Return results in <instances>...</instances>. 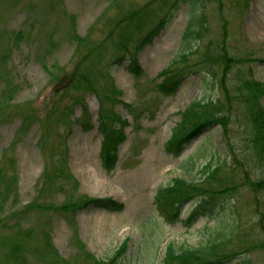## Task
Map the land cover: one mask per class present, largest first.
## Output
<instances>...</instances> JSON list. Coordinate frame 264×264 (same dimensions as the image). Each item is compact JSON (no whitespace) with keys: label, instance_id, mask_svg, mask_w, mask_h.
Returning <instances> with one entry per match:
<instances>
[{"label":"rangeland","instance_id":"rangeland-1","mask_svg":"<svg viewBox=\"0 0 264 264\" xmlns=\"http://www.w3.org/2000/svg\"><path fill=\"white\" fill-rule=\"evenodd\" d=\"M152 1L156 3V0H0V55L8 54L9 80L17 86L13 100L0 113V168L18 175L17 199L0 205V239L5 241L7 236L12 239L17 232L13 228L18 225L12 223L18 211L32 202L42 204L45 210L31 212L18 222L20 229L34 228L26 252L23 250L27 264H63V260L80 264L84 255L81 252L75 257L78 251L75 231L85 250L101 260L113 257L128 239L120 264H164L167 247L177 253L202 248L211 242L210 234L216 226L220 230L228 222L232 226L234 219L239 220L240 227L236 238L220 247L222 254L243 251L260 244L264 238L249 191L236 194L235 200L222 199L215 205L217 213L211 212L214 203L206 209V215L204 207L203 215L200 213L192 223L187 218L196 209L195 201L184 204L180 221L175 223L166 221L154 202L157 191L170 186L175 178L203 181L205 164L210 159L218 161L224 153L217 128L192 138L178 156L169 153L166 147L182 112L193 101L216 98L219 93L212 80L205 85L201 55L206 42L220 40L224 31L230 56L264 57V0H205L200 11L208 33L199 35L200 43L188 39L192 50L182 49L183 52L180 47L190 7L185 3L174 7L176 0H167L164 9L153 15L157 19L170 15L168 24L137 53L134 50L129 53L138 59L140 76L130 73L124 62L110 67V77L103 75L97 79V94L77 88L74 79L64 89L53 90L63 75L71 77L81 69L88 51L105 43L107 55L96 62V74H102L105 69L99 70L98 63L110 66L117 54L113 52L119 41L110 39L113 25L122 12L140 13ZM153 8L156 10L158 4ZM71 18L78 36L85 38L86 45L80 50L69 37ZM19 31H23L22 36L16 40L14 34ZM149 31L150 26H145L141 34L134 31L133 42L138 43ZM50 44L55 47L50 49ZM195 47L196 53L188 56L184 64H178L191 68L178 90L163 94L159 73L175 57L194 51ZM253 73L264 82L263 64L256 62ZM4 83H0V95L6 90ZM101 111L108 117L113 113L121 117L122 120L112 122V126L107 124L106 128H116L118 139L125 137L116 149L115 167L110 171L101 160L103 136L98 129ZM29 115H35L36 122L18 132L21 120ZM42 142H46L44 153L39 145ZM50 155L63 159L75 179L65 182L62 191L40 193L42 188L38 184ZM201 187L205 188V182ZM76 195L111 198L122 204L123 209H80L74 216L67 209L64 213L59 207L70 203ZM46 204H52L50 209ZM71 220H75V225ZM44 230L49 231L58 252L60 260L55 263L46 248ZM6 248L0 246V264H7L3 257ZM37 253L42 256L39 258ZM228 264H264V250L258 247L232 258Z\"/></svg>","mask_w":264,"mask_h":264},{"label":"trees","instance_id":"trees-1","mask_svg":"<svg viewBox=\"0 0 264 264\" xmlns=\"http://www.w3.org/2000/svg\"><path fill=\"white\" fill-rule=\"evenodd\" d=\"M166 1L156 0L158 4L156 10L153 8L156 3L154 4L152 1L144 5L139 10L140 13H136L133 10L122 12L117 22L113 25L110 35L111 40L115 41L116 39V41H119L115 45L113 55L115 52L117 54L112 58V63L110 66H107V64L101 66L98 63L99 70L105 69V71L99 76L96 74L97 60L100 61V57H106L108 51L105 43L98 44L94 51H88L81 62V69L71 74L76 87L85 92L97 94V79L103 75L107 78L110 77V67L120 66L124 62H128L127 69L133 75L136 77L140 76L142 69L138 59L129 55V53L131 50L137 53L144 45L149 44L168 24L170 15L158 19L154 18L153 15V13L161 12L164 9ZM180 3H185L190 7L189 22L180 47V52H183L182 49L192 50L188 39L193 38L194 42L200 43L201 38L199 35L204 31L205 34L208 33V26H205L206 22L204 24L202 12L200 11L205 4V0H176L173 5L175 7ZM145 26H150V31L143 35L138 43L133 42L134 31L141 34ZM222 27L224 28L225 25ZM21 32L14 34L16 40L21 38ZM69 37L72 42L79 46V50L86 45L85 38L78 36L75 31L73 18H71ZM54 47L55 45L50 44V49ZM202 48L204 50L201 55V64L205 68V85L212 80L219 93L216 98L210 97L205 98V101H193L182 112L181 120L175 126L166 148L169 153L178 156L192 138L206 130L217 128L222 135L221 143L224 153L219 156L218 161L211 159L205 164L203 181L195 183L175 178L170 186L160 188L155 196V206L166 221L175 223L180 221L182 206L188 201L196 200L197 208L187 218V221L192 223L200 216V213L203 215L204 207L206 215V209L210 208L214 203V208L211 212L217 213L215 205L220 203L222 199L235 200L238 197L236 194L249 191L252 194V206H254L255 212L260 218L258 224L264 235V82L257 80L253 73V65L256 62L264 65V57L252 58V55H249L243 58H234L230 56L228 53L227 34L224 31L220 40L206 42ZM195 49L175 57L171 65L159 73V78H163L162 82L159 83L160 91L163 94H172L178 90L180 84L187 76V71L191 69L188 66H179L178 64L181 62L184 64L188 56L196 53L197 47ZM7 61L8 54L0 55V83L4 81V86L6 87V90L0 95V113L13 100L17 89V86L13 85L9 80ZM44 67L46 68L45 65ZM208 77H212V79ZM103 113L101 111V117L99 113L100 131L103 134L101 160L106 170L110 171L115 167L117 159L116 149L124 140V137L118 139V130L112 127L110 129L106 128L107 124L118 120L120 116L117 113H113L110 118ZM35 122V115L24 117L17 131L23 132ZM45 143L39 144L43 153L45 152ZM55 157L56 155L49 156V161L38 184L42 188H38L40 193L44 190L50 193L62 191L65 182L75 179L70 174L66 162ZM10 163L11 165L13 164L12 159ZM204 182L205 188H202L201 184ZM17 189V173H7L0 168L1 207L9 200L15 201L17 199ZM74 197L75 199L71 200L70 203L65 202L59 207L64 213H66L65 210L69 209L68 213L71 216H74L80 209L104 208L111 211L123 209L122 204L115 202L111 198L92 199L85 195H76ZM51 205L46 204L45 206L50 209ZM40 210H45L43 205L32 202L29 206L18 211L17 219L12 223L13 226L18 225L13 228L17 232L12 239L8 236L4 239L5 241L0 239V246L7 247L6 253L3 254L7 264H27L23 250L25 249L26 252V245L34 236V228L26 227L25 229H20L19 224L31 212H39ZM231 222L232 226L228 222L227 227H222L221 230L216 226L210 234L211 242L202 248L177 253L171 246L167 247L163 260L164 264H228L232 258L246 255L258 247L264 250L263 238L260 244L251 245L243 251L231 254H225L224 251V254H222L220 247H226L231 243L236 238L237 229L240 227L239 220L234 219ZM71 223L75 225V220H71ZM45 226L48 227V224ZM229 226H231V229H229ZM42 236L49 251V256L51 255L52 259L55 260L54 263L60 260L57 250L52 245L49 231L44 230ZM74 241L78 246L75 257H79L81 252L84 255V259L81 260L80 264H120L121 258L127 251L129 242L128 239L125 240L117 253L109 260H101L96 259L85 250L83 243L78 239L76 231L74 232ZM41 256L42 254H40L39 258ZM242 260L240 259L239 261ZM63 264H70V261L63 260Z\"/></svg>","mask_w":264,"mask_h":264},{"label":"water","instance_id":"water-1","mask_svg":"<svg viewBox=\"0 0 264 264\" xmlns=\"http://www.w3.org/2000/svg\"><path fill=\"white\" fill-rule=\"evenodd\" d=\"M71 82V78L69 76H63L58 83L54 86V91H58L62 88H65L68 86V84Z\"/></svg>","mask_w":264,"mask_h":264}]
</instances>
